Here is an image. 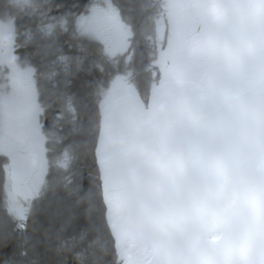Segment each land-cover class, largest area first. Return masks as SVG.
Masks as SVG:
<instances>
[{
	"label": "trees",
	"instance_id": "obj_1",
	"mask_svg": "<svg viewBox=\"0 0 264 264\" xmlns=\"http://www.w3.org/2000/svg\"><path fill=\"white\" fill-rule=\"evenodd\" d=\"M91 1L0 0V20L13 22L16 58L33 68L47 163L20 222L8 209V159L0 154V264H121L97 161L100 110L112 93L110 70L102 50L77 27ZM113 2L135 28L136 52L128 66L147 105L156 85L145 38L153 31L155 1Z\"/></svg>",
	"mask_w": 264,
	"mask_h": 264
},
{
	"label": "water",
	"instance_id": "obj_2",
	"mask_svg": "<svg viewBox=\"0 0 264 264\" xmlns=\"http://www.w3.org/2000/svg\"><path fill=\"white\" fill-rule=\"evenodd\" d=\"M140 125L110 143L126 264H234L238 247L264 264V76L168 136ZM8 163L16 184L39 170L28 155Z\"/></svg>",
	"mask_w": 264,
	"mask_h": 264
},
{
	"label": "rangeland",
	"instance_id": "obj_3",
	"mask_svg": "<svg viewBox=\"0 0 264 264\" xmlns=\"http://www.w3.org/2000/svg\"><path fill=\"white\" fill-rule=\"evenodd\" d=\"M240 12H235L234 22L229 25L225 39L220 40L219 56L208 65L209 82L204 94H190L192 79L165 78L151 92L149 104L142 106L133 88L118 81L123 98L117 102L108 100L107 109L101 107V124L97 161L101 174L102 191L107 206V220L114 237L118 260L126 264L125 253L120 246L121 231L117 225L120 213L121 191L117 184L121 180L112 171L110 143L135 121L140 126L156 132L160 137L168 136L187 126L194 117L211 110L212 104L202 105L209 98L212 88L245 86L264 76V13L257 10V0H238ZM257 3V4H256ZM158 5L164 8V2ZM260 7V5H258ZM105 15L116 33L117 46L122 50L127 43L129 26L124 22L112 0H92L86 13L77 18V27L87 36L102 40L93 23L94 15ZM155 30V24L153 26ZM163 20L156 21L157 36L161 37ZM170 57L160 53L155 65L159 73L165 74L175 65ZM0 154L8 160L17 155H28L39 161V170L24 183L16 184L12 179L9 163L6 166L5 193L8 209L21 222L26 216L31 199L39 192L47 170L45 138L42 134L39 115L41 112L35 87L33 68L22 65L15 55V33L11 19L0 20ZM125 101V107L118 105ZM149 113L145 117L146 112Z\"/></svg>",
	"mask_w": 264,
	"mask_h": 264
},
{
	"label": "flooded vegetation",
	"instance_id": "obj_4",
	"mask_svg": "<svg viewBox=\"0 0 264 264\" xmlns=\"http://www.w3.org/2000/svg\"><path fill=\"white\" fill-rule=\"evenodd\" d=\"M153 1H155L156 8L153 17L155 30L152 27L153 31L151 30V35L145 38L151 43V47H146V51L150 54V58H152L150 71L156 81L154 87L165 78L172 80V78L178 79V77L183 76L193 80L190 89L191 95L194 94V91L204 94L210 78L208 76V65L211 61L215 60V57L219 56L220 40L225 39L227 36L226 31H229V25L234 22L235 12H240L238 0ZM160 1L164 2V8L158 5ZM258 5V12L264 13V10L258 7ZM159 18L163 20L161 37L157 36L156 31V21ZM110 22L109 18L105 15H94L93 23L102 40L91 38L102 50V54L108 61V69L110 70L108 76L110 77V87L112 90L108 100L112 98V100L110 99L111 102L118 103V98L124 97L123 93H119L120 96L116 93L119 91L118 81L125 80L133 88L141 105L146 106L132 82L133 68L128 66L136 52L133 47L136 37L135 28L124 21L129 26V34L126 36L127 43L121 50L117 46L116 33ZM140 30H143V28ZM102 32H105V34L102 35ZM139 36L142 37L138 33L137 37ZM160 53L168 55L170 57L168 61L175 65L174 67H170L165 74L159 73V69L155 65ZM212 87L215 86L213 85ZM108 100L103 106L108 105ZM118 105L125 107V101L119 102ZM145 112V116H147L149 113H147L148 111ZM108 160L115 174L116 167L112 154Z\"/></svg>",
	"mask_w": 264,
	"mask_h": 264
},
{
	"label": "bare ground",
	"instance_id": "obj_5",
	"mask_svg": "<svg viewBox=\"0 0 264 264\" xmlns=\"http://www.w3.org/2000/svg\"><path fill=\"white\" fill-rule=\"evenodd\" d=\"M258 2V0H257ZM240 89V87H233V88H226L225 89H221V88H211L209 90V98L207 99V101H202V105L204 104V106H206V104H212L217 102L220 99H223L231 94H233L234 92L238 91ZM108 105H105L104 108L107 109ZM149 115L145 116L146 118ZM209 237H216L217 233L214 231H210L208 234ZM124 253L125 254H131L132 251L129 248V242H127L125 244V246L123 247ZM150 256V252L147 251L145 252V258L148 259ZM126 262V261H124ZM234 264H250V261L247 257V255L245 254L244 250L241 247H238L235 253V258H234Z\"/></svg>",
	"mask_w": 264,
	"mask_h": 264
}]
</instances>
